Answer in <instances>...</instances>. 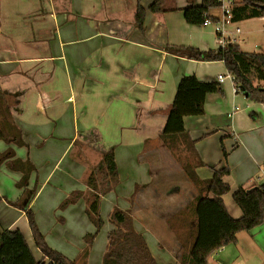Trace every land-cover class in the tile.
<instances>
[{"label": "crops", "instance_id": "obj_1", "mask_svg": "<svg viewBox=\"0 0 264 264\" xmlns=\"http://www.w3.org/2000/svg\"><path fill=\"white\" fill-rule=\"evenodd\" d=\"M156 1L0 0V92L24 143L0 140V231L18 230L39 264L50 261L35 248L24 213L6 201L36 186L29 208L37 228L49 248L73 260L84 235L95 229L83 198L59 206L72 191L86 192L87 173L110 149L119 182L100 199L103 226L86 264H101L114 208L129 214L158 264H179L195 223L187 209L199 192L183 171L184 158L190 167L200 161L193 168L200 181L228 168L222 181L229 192L221 199L233 219L241 211L232 194L264 184V103L248 100L229 79L218 82L227 74L222 62L188 60L168 50L235 44L252 52V22L264 23V17L230 20L216 33L183 19L182 11L201 0H161L163 11L150 12ZM138 4L145 10L142 31L134 24ZM208 15L217 24L223 11L219 6ZM183 76L217 84L219 91L205 95L203 115L183 118L189 148L179 144L173 152L159 135ZM251 78L264 89V80ZM24 163L33 170L18 188ZM258 260H264V221L213 252L207 264Z\"/></svg>", "mask_w": 264, "mask_h": 264}, {"label": "trees", "instance_id": "obj_2", "mask_svg": "<svg viewBox=\"0 0 264 264\" xmlns=\"http://www.w3.org/2000/svg\"><path fill=\"white\" fill-rule=\"evenodd\" d=\"M217 0H201L199 5L189 6L183 12V19L189 25H202L205 20H212L208 11L217 8ZM150 12L163 11L162 1L157 0L148 7ZM145 10L138 4L135 12V27L142 31ZM230 20L239 22L246 19L264 17V0H233L230 9ZM175 56L200 62L220 61L225 70L234 78V84L248 100L264 103V90L253 85V80H264V52L252 53L242 51L238 45L227 44L217 50L200 51L192 47L169 48ZM219 87L214 83H201L194 76L180 78L174 98L170 105L166 121L159 135L160 140L174 152L178 146L184 145L188 150V141L183 130V118L203 115V101L207 94L216 93ZM0 92V140L11 136L18 146H24L19 131L12 125L10 113L3 105ZM180 144V145H179ZM225 156V153H224ZM184 158L182 166L186 177L198 187L199 192L193 205L187 209L195 220L190 233L189 248L181 256L179 264H207L210 255L223 247L234 245L237 234L248 232L264 221V184L245 190L238 188L232 194L234 204L240 209L241 217L233 219L229 216L221 197L229 192V187L222 181L229 174L224 167L214 171L213 176L205 181L197 179L192 167ZM27 163L21 164L22 177L16 184L23 188L33 167L25 169ZM118 173L114 161L113 150L101 155L100 161L87 173L84 184L86 192L72 191L60 204L64 209L83 198L85 215L95 229L94 234L83 237L85 246L73 260H69L59 252L47 246L34 220L29 204L35 195L32 189H23L15 202L6 201L10 206L21 210L26 218L33 244L39 253L50 261L49 264H86L89 249L95 235L103 226L99 216V204L102 196L112 191L118 184ZM3 199L0 198V202ZM5 201V200H4ZM114 229L107 234L105 253L101 264H158L151 256L142 236L132 228L127 212L114 208L108 218ZM0 264H39L29 249L23 235L18 231H0Z\"/></svg>", "mask_w": 264, "mask_h": 264}, {"label": "rangeland", "instance_id": "obj_3", "mask_svg": "<svg viewBox=\"0 0 264 264\" xmlns=\"http://www.w3.org/2000/svg\"><path fill=\"white\" fill-rule=\"evenodd\" d=\"M252 23H253L252 27L254 29V34L252 35V41L253 42H251L250 50L252 52H254V53H263L264 52V27H263L264 26V23H263V21H260V20H255ZM182 156H183V153L182 152L181 153H178V158L177 159H179V161H180L181 158H182ZM93 162H97V160L95 159ZM184 181L186 182L187 180L184 179ZM243 235H245V234H243ZM75 241L76 240H73L74 243H75ZM230 247H233V246H230ZM96 249L97 248H95V250ZM253 258L254 259H257L255 255H253ZM237 263L240 264L241 262L239 261ZM255 264H264V260H262V261L261 260H258Z\"/></svg>", "mask_w": 264, "mask_h": 264}, {"label": "built area", "instance_id": "obj_4", "mask_svg": "<svg viewBox=\"0 0 264 264\" xmlns=\"http://www.w3.org/2000/svg\"><path fill=\"white\" fill-rule=\"evenodd\" d=\"M217 2L220 3V8H221L222 11H223V18H222V20L220 21V23L212 24L209 20H205V21L203 22V24H202L203 26H209V25L213 26L214 31H215L216 33L221 32L222 25H223L224 23H227V22L230 21V17H231V15H230V9H231V5H232V3H233V0H217ZM225 79H229V80H231L232 83L234 84V78H233L230 74H228V73L225 74V75H218V76H217V80H218V82H222V81H224ZM234 86H235V84H234ZM235 87H236V86H235ZM236 89H237V91H239V88H238V87H236Z\"/></svg>", "mask_w": 264, "mask_h": 264}, {"label": "water", "instance_id": "obj_5", "mask_svg": "<svg viewBox=\"0 0 264 264\" xmlns=\"http://www.w3.org/2000/svg\"><path fill=\"white\" fill-rule=\"evenodd\" d=\"M262 90H264V89H262Z\"/></svg>", "mask_w": 264, "mask_h": 264}]
</instances>
